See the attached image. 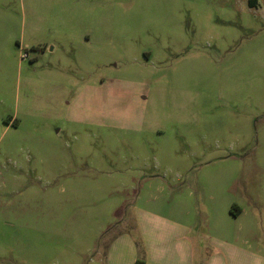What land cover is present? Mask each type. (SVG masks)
<instances>
[{
	"label": "rangeland",
	"instance_id": "1",
	"mask_svg": "<svg viewBox=\"0 0 264 264\" xmlns=\"http://www.w3.org/2000/svg\"><path fill=\"white\" fill-rule=\"evenodd\" d=\"M255 1L0 0V264H105L115 205L172 193L264 254Z\"/></svg>",
	"mask_w": 264,
	"mask_h": 264
},
{
	"label": "crops",
	"instance_id": "2",
	"mask_svg": "<svg viewBox=\"0 0 264 264\" xmlns=\"http://www.w3.org/2000/svg\"><path fill=\"white\" fill-rule=\"evenodd\" d=\"M171 196L166 206L160 204L162 207L155 209L143 205L140 198L134 203L123 198L115 205L113 215L120 218L122 224L129 225L110 239L104 253L97 255L96 262L134 264L141 258L143 264H264V254L253 249V245L249 248L228 235L200 232L188 193H172ZM240 214L241 209L228 213L235 219Z\"/></svg>",
	"mask_w": 264,
	"mask_h": 264
},
{
	"label": "trees",
	"instance_id": "3",
	"mask_svg": "<svg viewBox=\"0 0 264 264\" xmlns=\"http://www.w3.org/2000/svg\"><path fill=\"white\" fill-rule=\"evenodd\" d=\"M247 3L249 6H253L256 4V1L255 0H247ZM143 260L141 258H138L135 260L134 264H143Z\"/></svg>",
	"mask_w": 264,
	"mask_h": 264
}]
</instances>
